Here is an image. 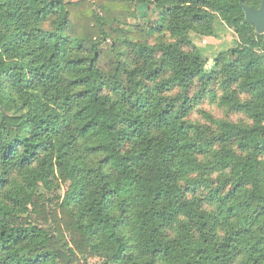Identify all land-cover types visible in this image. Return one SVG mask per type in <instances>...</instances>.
<instances>
[{
    "label": "trees",
    "instance_id": "16d2710c",
    "mask_svg": "<svg viewBox=\"0 0 264 264\" xmlns=\"http://www.w3.org/2000/svg\"><path fill=\"white\" fill-rule=\"evenodd\" d=\"M116 1L0 0V264H264L262 0Z\"/></svg>",
    "mask_w": 264,
    "mask_h": 264
},
{
    "label": "rangeland",
    "instance_id": "374dc122",
    "mask_svg": "<svg viewBox=\"0 0 264 264\" xmlns=\"http://www.w3.org/2000/svg\"><path fill=\"white\" fill-rule=\"evenodd\" d=\"M66 1L78 2L80 0ZM96 1L105 2L111 5H114V3L117 2L116 0ZM116 11L117 10L113 8V12L116 13ZM136 12L139 18L131 19V24L143 26L149 32H152L153 28L157 27V23L160 24L157 11L152 9L149 10L147 7H142L139 4L136 7ZM158 37L159 36L156 31H153V33L150 34L148 40L151 44H153L156 42ZM235 39L236 35L234 34V32L220 21L216 23L214 36L202 37L195 34L191 35V40L196 47V52H198L203 58L207 59L208 68L213 65L214 59L218 57L220 53L226 52L236 46ZM199 108H201L202 111L206 113H212L213 116L217 119H230V121L233 122L247 121L245 116L228 112L227 110L218 107L217 104H214L209 100L203 101L199 105ZM190 120L203 124L206 123V120L203 118L201 112H199L197 109H195V111L190 116ZM65 189V186H63L64 191ZM39 190L40 192H45L43 188H40ZM63 190L61 192L62 195L64 193ZM87 264H102V260H100L99 258H90L87 260Z\"/></svg>",
    "mask_w": 264,
    "mask_h": 264
},
{
    "label": "water",
    "instance_id": "95a60500",
    "mask_svg": "<svg viewBox=\"0 0 264 264\" xmlns=\"http://www.w3.org/2000/svg\"><path fill=\"white\" fill-rule=\"evenodd\" d=\"M245 13L246 21L256 28L259 34H264V0H262L261 7L254 9L248 6L242 5Z\"/></svg>",
    "mask_w": 264,
    "mask_h": 264
}]
</instances>
